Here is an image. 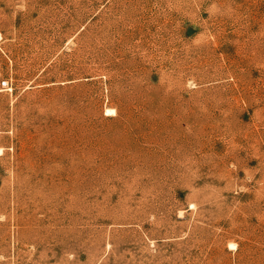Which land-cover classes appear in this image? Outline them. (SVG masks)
<instances>
[{
    "label": "rangeland",
    "instance_id": "rangeland-1",
    "mask_svg": "<svg viewBox=\"0 0 264 264\" xmlns=\"http://www.w3.org/2000/svg\"><path fill=\"white\" fill-rule=\"evenodd\" d=\"M0 264H264V0H0Z\"/></svg>",
    "mask_w": 264,
    "mask_h": 264
}]
</instances>
